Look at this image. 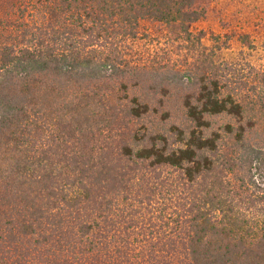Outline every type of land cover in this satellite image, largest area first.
Returning <instances> with one entry per match:
<instances>
[{
  "label": "trees",
  "instance_id": "1",
  "mask_svg": "<svg viewBox=\"0 0 264 264\" xmlns=\"http://www.w3.org/2000/svg\"><path fill=\"white\" fill-rule=\"evenodd\" d=\"M197 1L0 0V264H264V66L204 58L182 122L127 129L157 108L125 44L146 23L199 40ZM146 183L169 201L145 223Z\"/></svg>",
  "mask_w": 264,
  "mask_h": 264
},
{
  "label": "rangeland",
  "instance_id": "2",
  "mask_svg": "<svg viewBox=\"0 0 264 264\" xmlns=\"http://www.w3.org/2000/svg\"><path fill=\"white\" fill-rule=\"evenodd\" d=\"M196 7L203 11V16L190 29L199 40L189 42L183 39L180 32L172 26L146 23L140 29L139 38L125 44L129 57L134 59L135 66L140 67L134 75H127L131 84L128 93L133 91L141 95L157 108L155 113L126 123L127 129L132 128L143 133L146 127L153 126V129L161 132L171 123L182 122L183 94L195 89L183 80L182 75L190 67L195 68L196 63L200 64L204 58L209 59L214 66L221 63L247 66V62L258 68L264 66V0H198ZM155 69L168 74L169 84L164 82L162 85L169 92L160 91V87L153 82V79L159 80L160 77L153 75ZM115 83L119 85V80ZM156 87L158 88L154 89ZM165 111L169 115L163 120ZM209 119L213 127L228 120L225 116H213ZM160 170L163 176L175 175L167 167ZM145 174L148 181L154 180V172L146 170ZM167 182L168 180L166 184ZM167 189L165 186L160 192L157 189L151 192L152 189L147 184L144 190L138 189L139 191L135 190L127 195V200L133 207L145 213L143 221L146 223L150 217L155 216L162 198L169 201ZM146 197H150V204Z\"/></svg>",
  "mask_w": 264,
  "mask_h": 264
}]
</instances>
